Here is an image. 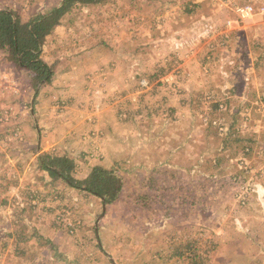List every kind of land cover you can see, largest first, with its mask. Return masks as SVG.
Wrapping results in <instances>:
<instances>
[{"label": "rangeland", "instance_id": "rangeland-1", "mask_svg": "<svg viewBox=\"0 0 264 264\" xmlns=\"http://www.w3.org/2000/svg\"><path fill=\"white\" fill-rule=\"evenodd\" d=\"M41 58L35 89L0 51V264H264V0L80 5ZM47 153L119 170L120 200L53 179Z\"/></svg>", "mask_w": 264, "mask_h": 264}, {"label": "trees", "instance_id": "trees-1", "mask_svg": "<svg viewBox=\"0 0 264 264\" xmlns=\"http://www.w3.org/2000/svg\"><path fill=\"white\" fill-rule=\"evenodd\" d=\"M105 1L62 0L58 6L52 7L45 14L38 11L27 20L22 18L14 5L1 9L0 51L7 55L9 61H13L20 69L30 74L35 89L48 85L54 77V67L41 58L46 38L73 8L80 5H102ZM39 166L53 179L64 181L70 187L97 198L105 206L117 203L125 189V178L120 171L105 168L100 164L95 165L85 178H76L74 172L77 165L67 155L47 153L39 159Z\"/></svg>", "mask_w": 264, "mask_h": 264}, {"label": "crops", "instance_id": "crops-1", "mask_svg": "<svg viewBox=\"0 0 264 264\" xmlns=\"http://www.w3.org/2000/svg\"><path fill=\"white\" fill-rule=\"evenodd\" d=\"M245 59H247L246 57H245ZM245 63H246V65H247V75H249L250 74V71H252L253 72V67H254V63H252V61L250 62V61H245ZM243 69V68H242ZM247 80H248V78H247ZM33 203V202H32ZM31 206H32V204H31ZM24 207V206H23Z\"/></svg>", "mask_w": 264, "mask_h": 264}, {"label": "built area", "instance_id": "built-area-1", "mask_svg": "<svg viewBox=\"0 0 264 264\" xmlns=\"http://www.w3.org/2000/svg\"><path fill=\"white\" fill-rule=\"evenodd\" d=\"M246 11H248V12L250 11V12H251L252 9L248 7V8H246V9H240L238 12L244 13V12H246Z\"/></svg>", "mask_w": 264, "mask_h": 264}]
</instances>
